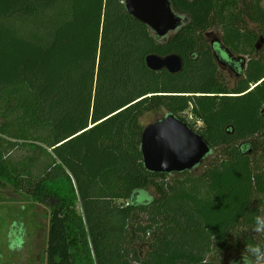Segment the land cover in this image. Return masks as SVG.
<instances>
[{
  "label": "trees",
  "instance_id": "trees-1",
  "mask_svg": "<svg viewBox=\"0 0 264 264\" xmlns=\"http://www.w3.org/2000/svg\"><path fill=\"white\" fill-rule=\"evenodd\" d=\"M170 1L185 20L161 38L124 0H0V182L51 205L47 264H240L264 248L262 0ZM152 53L184 70L151 71ZM163 108L203 122L188 124L218 155L202 176L146 170L140 119Z\"/></svg>",
  "mask_w": 264,
  "mask_h": 264
},
{
  "label": "water",
  "instance_id": "water-1",
  "mask_svg": "<svg viewBox=\"0 0 264 264\" xmlns=\"http://www.w3.org/2000/svg\"><path fill=\"white\" fill-rule=\"evenodd\" d=\"M128 12L151 28L161 38L181 27L184 18L170 0H124ZM264 42V38L261 39ZM147 67L154 72L178 74L184 70V59L178 53L146 56ZM143 163L149 172L175 174L197 169L211 153L205 137L188 122L173 113L144 126L141 135Z\"/></svg>",
  "mask_w": 264,
  "mask_h": 264
},
{
  "label": "rangeland",
  "instance_id": "rangeland-1",
  "mask_svg": "<svg viewBox=\"0 0 264 264\" xmlns=\"http://www.w3.org/2000/svg\"><path fill=\"white\" fill-rule=\"evenodd\" d=\"M262 5L264 7V0H262ZM255 28L259 27L255 26ZM210 31L213 33V37L218 35L221 36V31L219 30L212 29ZM170 34L168 36H170ZM261 35L264 36V32L259 33L258 36L260 37ZM209 38L211 39L212 36ZM244 58L248 60V57L245 56ZM222 74L225 83L231 85L235 82L236 79L233 74L225 71ZM166 114L167 111L164 108L159 111L147 112L141 117L140 123L143 126H147L160 120ZM184 116H186L188 122L191 123L195 129H199L203 126V122L197 121L190 110L186 111ZM31 154V151L25 152L23 150L13 153L14 157L17 159L25 158ZM36 155H39V151H37ZM217 155L218 151L212 152L197 169L189 173L199 177L202 176L209 165L217 160ZM181 174L182 173H175L169 175L167 180L173 182L177 178H184ZM78 210L82 212L80 203H78ZM50 218L51 205L49 203L36 202L24 191H17L9 184L7 185L0 182V242L1 246L5 249L6 256L9 254L8 252H10L8 249L10 240L8 239L12 238V234L15 232L17 236H19V229L22 226L23 234L26 235L25 246L23 247L22 244L17 251H13L11 254L12 264H47L46 249L48 246ZM8 236L10 237L8 238ZM143 252H145V249ZM231 260L232 256L227 264H229Z\"/></svg>",
  "mask_w": 264,
  "mask_h": 264
},
{
  "label": "clouds",
  "instance_id": "clouds-1",
  "mask_svg": "<svg viewBox=\"0 0 264 264\" xmlns=\"http://www.w3.org/2000/svg\"><path fill=\"white\" fill-rule=\"evenodd\" d=\"M254 231L257 233L264 234V217L257 216L255 221ZM20 235L14 232L12 238H10L9 248L16 250L19 249L23 244V228L19 229ZM236 264V262H233ZM240 264H264V248L259 245H248L242 253V259Z\"/></svg>",
  "mask_w": 264,
  "mask_h": 264
},
{
  "label": "flooded vegetation",
  "instance_id": "flooded-vegetation-1",
  "mask_svg": "<svg viewBox=\"0 0 264 264\" xmlns=\"http://www.w3.org/2000/svg\"><path fill=\"white\" fill-rule=\"evenodd\" d=\"M178 30V29H177ZM176 30V31H177ZM175 32V31H174ZM219 42H221L222 40H218ZM10 235V234H9ZM10 236H8V238H9ZM22 239H23V247L25 246V244H26V235L25 234H23L22 235ZM8 240H10V238L8 239ZM9 244V243H8ZM8 249H9V251L10 252H8L9 254H7V256H6V254H5V249L1 246V242H0V264H12V257H11V254H12V252L13 251H17V249L16 250H13V249H10L9 248V245H8ZM19 254V253H18ZM19 258H20V256H19ZM14 263V262H13Z\"/></svg>",
  "mask_w": 264,
  "mask_h": 264
}]
</instances>
